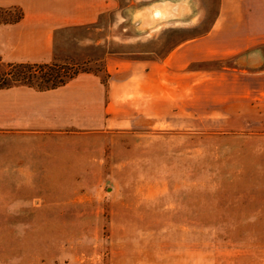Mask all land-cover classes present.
<instances>
[{
  "label": "rangeland",
  "instance_id": "374dc122",
  "mask_svg": "<svg viewBox=\"0 0 264 264\" xmlns=\"http://www.w3.org/2000/svg\"><path fill=\"white\" fill-rule=\"evenodd\" d=\"M115 2V8L104 11L95 26L68 25L54 31L53 48L60 60L80 61L67 66L70 73L92 69L106 82L105 62L110 54L128 61L161 59L157 67L165 84L169 78L163 58L205 35L219 4L218 0ZM163 5L166 14L156 16ZM247 30L214 26L215 32L200 48L233 45L243 55L249 51L244 48L250 37ZM103 53V61L89 60ZM238 55L214 57L216 61L204 64L227 72V67H236ZM263 68L264 63L259 69ZM224 74V84L199 86L192 91L194 96L190 92L192 115L170 116V121H160L152 128L114 133L113 165L111 169L107 146L102 175L107 180L101 185H0V264H264V97L251 93L249 105L244 98L249 94L246 85L235 88L229 74ZM256 75L258 91L264 86V72ZM233 93L241 97L237 101L240 126L226 121V105L234 102ZM210 102L226 106L221 116L224 121L206 119L205 111L200 114ZM210 107L222 109L220 105ZM5 150L9 155L10 150ZM34 150L27 162L37 172L40 159ZM6 155L0 154V161L16 157L17 164H23L18 151ZM9 174L15 177L14 172L0 170L1 177ZM156 177L193 180L190 216L180 210V215L156 218V192H130L140 178L151 181ZM112 179L119 185L111 187ZM198 182L205 184L197 186ZM118 204L132 205L134 210L120 215ZM158 233L160 244L156 243Z\"/></svg>",
  "mask_w": 264,
  "mask_h": 264
},
{
  "label": "crops",
  "instance_id": "0c3cea01",
  "mask_svg": "<svg viewBox=\"0 0 264 264\" xmlns=\"http://www.w3.org/2000/svg\"><path fill=\"white\" fill-rule=\"evenodd\" d=\"M218 1V12L211 29L181 48H174L163 58L169 78L165 84L160 80L161 73L157 67L161 59L128 61L110 54L105 62L109 74L106 82L96 74L82 72L65 84L47 90H36L28 86L0 88V154L6 155L7 148L10 150L9 155L11 151L14 154L18 151L23 156L21 165L17 164L19 160L16 157L1 159L0 163L4 164L0 165V170L14 172L15 177L11 174L9 177L0 175V185H101L107 180L102 177L107 146L110 150L109 166L112 169L114 133L152 128L160 121H170V116L192 115L194 112L189 108L192 98L190 92L192 94L199 86L224 84L221 81L224 73L229 74L227 76L232 79L233 87L240 88L242 83L246 85L249 94H245L244 98H247L249 105L251 93L256 92L257 98L264 97V86L258 91L254 87L257 86L256 74L264 72L259 69L264 63V0ZM14 5L22 9L23 17L14 23L0 24L2 59L6 62L46 63L52 59L54 31L57 28L95 22L101 13L115 8L116 2L0 0V7ZM227 25L248 27L249 42L244 45L248 52L238 55L239 46L233 45L220 49L200 48L208 40L209 34L215 32L214 26ZM198 47L199 50H196ZM235 55H238L236 67H227V72L212 70L208 68L209 64H204L216 61L214 57ZM241 72H244L243 76ZM195 78H201V81ZM231 97L234 102L226 105L228 109L224 104L210 102L200 114L205 111L206 114L201 115L206 119L219 118L224 121L221 116L226 109L229 114L227 123L240 126L242 115L237 101L241 97L236 98L235 93ZM210 104L215 107L220 105L222 109L212 110ZM33 148L40 159L37 172L27 162ZM114 182L112 179L111 187L119 185ZM195 184L203 186L205 183ZM134 185L135 188L130 190L133 194L156 192V218L177 216L180 210L185 211V216L191 215L192 179L156 177L150 181L140 178ZM141 185L149 188H142ZM126 191L124 189L121 193ZM111 192H115L114 188ZM131 206L124 208L118 204L116 211L126 215L134 210L130 209L133 208ZM166 210L175 214L162 213ZM159 234L156 236L158 244Z\"/></svg>",
  "mask_w": 264,
  "mask_h": 264
},
{
  "label": "trees",
  "instance_id": "16d2710c",
  "mask_svg": "<svg viewBox=\"0 0 264 264\" xmlns=\"http://www.w3.org/2000/svg\"><path fill=\"white\" fill-rule=\"evenodd\" d=\"M11 10L14 11L12 12ZM105 14L106 13H101L98 16L97 21L95 23H91V25L94 24L95 26L97 22L105 16ZM22 16L23 11L18 6L0 8V24L17 22L22 18ZM84 26L85 25H75L72 26V28H81ZM60 29H56L55 31L57 32ZM60 59L61 58L55 51L53 52L51 61L46 63L4 62L0 55V88L24 85L32 87L36 90H47L65 84L78 72H92L98 74L92 69L83 68L78 72L73 71L70 73L67 66L80 64V61L72 60L70 62H64ZM103 59L104 53L102 55L96 54L94 56H89L90 61H103Z\"/></svg>",
  "mask_w": 264,
  "mask_h": 264
},
{
  "label": "bare ground",
  "instance_id": "6f19581e",
  "mask_svg": "<svg viewBox=\"0 0 264 264\" xmlns=\"http://www.w3.org/2000/svg\"><path fill=\"white\" fill-rule=\"evenodd\" d=\"M160 3V2H159ZM162 3V2H161ZM164 3V2H163ZM166 12H167V9H165V6L163 5V6H161V8L159 9L158 8V10L155 12V15L156 16H164L165 14H166Z\"/></svg>",
  "mask_w": 264,
  "mask_h": 264
}]
</instances>
